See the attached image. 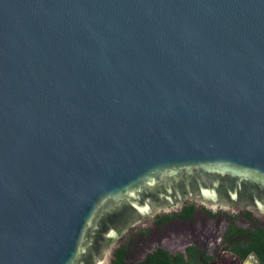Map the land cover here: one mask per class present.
Instances as JSON below:
<instances>
[{
	"label": "water",
	"instance_id": "95a60500",
	"mask_svg": "<svg viewBox=\"0 0 264 264\" xmlns=\"http://www.w3.org/2000/svg\"><path fill=\"white\" fill-rule=\"evenodd\" d=\"M0 264H264V0H0Z\"/></svg>",
	"mask_w": 264,
	"mask_h": 264
}]
</instances>
